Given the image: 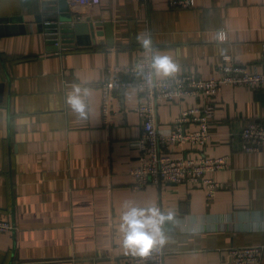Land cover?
<instances>
[{"label":"crops","instance_id":"obj_1","mask_svg":"<svg viewBox=\"0 0 264 264\" xmlns=\"http://www.w3.org/2000/svg\"><path fill=\"white\" fill-rule=\"evenodd\" d=\"M41 5L0 0V17L20 16L28 26L0 35V217L14 225L0 233V264H127L135 254L123 247L118 228L126 203L172 213L162 225L164 264H220L227 248L247 245L262 247L264 264V147L246 152L240 142L243 126L264 118V87L223 86L213 97L207 144L169 148L187 157L228 156V166L212 174L223 184L212 198L192 182L132 188L140 94L114 90L104 120L100 89L107 66L131 65L142 55L143 34L177 63L170 75L220 77L224 55L264 72V0H195L189 8L167 0H85L70 10L106 20L108 28L97 26L103 33L91 44L57 51L48 50L53 45L33 21ZM73 85L87 91L83 116L66 102ZM197 102L188 96L159 103L155 127L170 128Z\"/></svg>","mask_w":264,"mask_h":264},{"label":"built area","instance_id":"obj_2","mask_svg":"<svg viewBox=\"0 0 264 264\" xmlns=\"http://www.w3.org/2000/svg\"><path fill=\"white\" fill-rule=\"evenodd\" d=\"M79 3L85 0H68ZM172 7L189 8L195 0H167ZM98 2V0H90ZM264 60V50L261 55ZM151 55L143 48L142 55L131 65L107 66L109 79L102 82L101 112L104 120L112 112L111 97L114 90L133 87L140 94L135 111L141 118V130L131 144L138 150V162L128 174L132 178V188L140 189L149 181L173 183L192 182L199 184L208 198H212L223 185L213 177V172L228 166V156L187 157L174 155L170 146L180 147L186 143L204 146L211 138L210 119L214 114L213 97L223 86L264 87V72H255L246 66H238L228 55L221 57L220 77L202 78L193 73H183L151 79L146 74L151 71ZM195 97L198 102L185 106L166 130L155 127V111L159 103L174 99ZM241 149L252 152L264 147V118L254 119L240 131ZM155 207H161L155 205ZM14 225L0 217V233L12 231ZM164 248L154 246L145 256H132L127 264H164ZM260 245L233 246L222 254L220 264H260ZM125 264V263H123Z\"/></svg>","mask_w":264,"mask_h":264},{"label":"clouds","instance_id":"obj_3","mask_svg":"<svg viewBox=\"0 0 264 264\" xmlns=\"http://www.w3.org/2000/svg\"><path fill=\"white\" fill-rule=\"evenodd\" d=\"M223 38V34H218ZM145 51L151 55V71L146 74L147 79L155 75H170L178 71V65L173 58L162 52L153 50L152 38L148 34L138 37ZM87 91L79 85H73L66 95L68 105L81 116L85 114V96ZM172 218V213L161 212L155 206L139 207L126 203L119 216V231L122 233V245L135 255L145 256L157 245H162L166 239L162 225Z\"/></svg>","mask_w":264,"mask_h":264},{"label":"water","instance_id":"obj_4","mask_svg":"<svg viewBox=\"0 0 264 264\" xmlns=\"http://www.w3.org/2000/svg\"><path fill=\"white\" fill-rule=\"evenodd\" d=\"M70 5L68 0H42L41 11L33 16L38 31L45 33L46 44L53 45L49 51L68 47L65 44H91L95 36L103 33L96 27L109 26L106 20L94 21L89 15L80 16L76 11L70 10ZM27 27L20 16L0 17V35L25 33ZM3 92L4 79L0 82V102Z\"/></svg>","mask_w":264,"mask_h":264}]
</instances>
